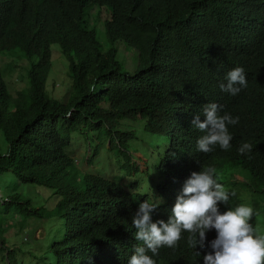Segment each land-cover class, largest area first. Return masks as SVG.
Here are the masks:
<instances>
[{"label": "trees", "instance_id": "trees-1", "mask_svg": "<svg viewBox=\"0 0 264 264\" xmlns=\"http://www.w3.org/2000/svg\"><path fill=\"white\" fill-rule=\"evenodd\" d=\"M109 11L103 22L108 48L84 25L85 9ZM117 41L137 51V66L123 71ZM67 61L70 85L56 97L46 90L52 67L51 45ZM18 53L27 61V85L12 95L0 69V264H127L136 245L131 216L144 199L162 198L152 219H167L184 180L210 167L218 183L230 189V175L251 194L255 218L264 206V0H0V55ZM242 66L247 87L235 96L221 92L228 70ZM215 102L219 114L238 116L228 125L231 148L197 151L202 133L190 121ZM162 141L153 162L155 182L140 185L124 175L81 171L72 155L75 135L108 134L126 172L136 170L128 155L136 129ZM136 128V129H135ZM135 129V130H134ZM114 133V136L112 135ZM85 134V135H84ZM84 135V136H83ZM242 142L253 147L236 151ZM112 145V146H111ZM97 148L88 153L94 162ZM148 174V167L146 170ZM131 174V173H127ZM228 176V177H227ZM25 185V192L19 188ZM34 186L49 191L38 205ZM237 198V197H236ZM231 207L229 202L219 205ZM40 222L44 236L33 248L4 236V214ZM205 248L193 250L187 233L174 248L161 246L155 264H202ZM195 251L200 252V256ZM151 255V253H148Z\"/></svg>", "mask_w": 264, "mask_h": 264}, {"label": "clouds", "instance_id": "clouds-1", "mask_svg": "<svg viewBox=\"0 0 264 264\" xmlns=\"http://www.w3.org/2000/svg\"><path fill=\"white\" fill-rule=\"evenodd\" d=\"M221 92L235 96L247 87L245 71L242 66L228 70L223 82L218 84ZM215 102H207L201 113L193 116L190 124L198 129L200 135L195 141L197 151L208 153L213 146L222 150L231 148V133L228 125H235L238 116L225 112L219 114ZM252 145L242 142L236 149L240 154L251 151ZM235 190H228L217 182L213 169L206 167L192 171L184 180L170 208L167 219H152L153 212L162 203L155 197L141 201L131 216L135 229V239L142 244L133 248L127 264H155L153 257L161 247L174 248L186 232L189 248H205V236L214 230V238L208 240L207 248L201 257L202 264H264V233H258L249 222L253 209L249 204H236L223 211L219 205L235 196ZM200 256L199 251H195ZM148 253H151L149 255Z\"/></svg>", "mask_w": 264, "mask_h": 264}, {"label": "rangeland", "instance_id": "rangeland-1", "mask_svg": "<svg viewBox=\"0 0 264 264\" xmlns=\"http://www.w3.org/2000/svg\"><path fill=\"white\" fill-rule=\"evenodd\" d=\"M108 17L109 11L96 4H91L85 9L84 25L88 29H94L97 32L102 50L108 48L103 30V22ZM116 46L118 49V58L123 64V71L132 73L137 66V51L122 41H117ZM50 49L52 67L46 81V90L50 95L60 97L70 85L67 61L60 52L57 44H52ZM34 60L35 59H31L30 61ZM30 61H27L18 53H2L0 55V69L8 90L12 95H15L17 91L23 89L27 85L26 68ZM86 134V139L83 140L81 137V140L77 142L78 135H75L70 150L81 171L86 170L94 173L124 175L125 181L136 179L140 182V185L145 184L146 181L155 182V180H153L154 169L152 165L155 160L162 156L163 149L161 140H159V146L156 147V139L153 135L146 134L141 127H139L138 130L136 129L135 135L130 141L128 152V155L131 157L130 161L136 164V170L126 172V170L121 167L122 160H117L116 158L115 149H110L108 134L99 135L94 131H88ZM112 135L114 136V133H112ZM5 146L4 138L0 132V152H4ZM95 148H97L95 150L97 156L92 164L87 165L85 158H87L88 153ZM147 167L148 174L146 173ZM228 178L230 182L235 183L234 185H229V190H235L236 193L235 196L229 197L228 202L230 206L232 207L240 203L248 204L252 196L247 189L238 184V182L246 181V176L241 171L237 170L232 172ZM26 188L25 185H22L19 190L25 192ZM34 188L38 189L40 193L36 195L33 192V188H28L32 199L37 201L38 205L43 202L48 209L51 208L53 205L52 198L44 202V197L45 195L46 197L48 196L49 191L37 186H34ZM1 189H3V187L0 186V192ZM224 207L226 209L228 205H224ZM4 217V236L8 237L10 242L18 243L23 248H33L35 243L43 238L45 231L44 225L42 224L43 218L40 222H32L21 221L20 214L11 215L7 213L4 214ZM255 223L259 233H264V206H260V214L255 218ZM2 254L3 253L0 252V257ZM29 264L36 263L31 260ZM39 264L42 263L40 262Z\"/></svg>", "mask_w": 264, "mask_h": 264}]
</instances>
